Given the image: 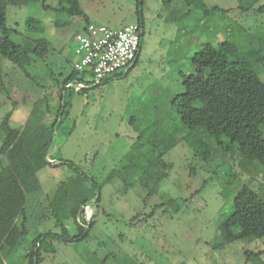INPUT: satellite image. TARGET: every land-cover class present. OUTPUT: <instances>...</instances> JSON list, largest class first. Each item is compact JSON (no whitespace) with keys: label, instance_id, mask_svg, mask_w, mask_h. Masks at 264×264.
I'll use <instances>...</instances> for the list:
<instances>
[{"label":"rangeland","instance_id":"374dc122","mask_svg":"<svg viewBox=\"0 0 264 264\" xmlns=\"http://www.w3.org/2000/svg\"><path fill=\"white\" fill-rule=\"evenodd\" d=\"M77 2L80 15L68 14L59 0L7 4V26L19 39L42 35L49 48L25 71L0 58V136L7 127L26 128L30 139L38 120L52 121L75 59L72 38L85 20L121 28L141 19V50L119 78L94 86L83 76L90 84L73 93L69 117L52 136V163L62 164L34 162L38 186L27 193L25 208L29 234L0 254V264H28L38 232L60 233L65 226L78 236L83 218L75 205L90 195L92 183L100 202L81 216L91 225L86 237L56 240L55 253L41 264H264V252L246 254L264 250V237L223 244L218 228L242 186L264 201V165L247 162L235 144L219 147L208 134L187 131L171 107L182 92L180 75L193 72L191 57L203 43L228 41L240 56L264 54V0ZM251 64L264 83V67ZM200 140L204 159L194 152ZM5 160L0 154V167Z\"/></svg>","mask_w":264,"mask_h":264},{"label":"trees","instance_id":"16d2710c","mask_svg":"<svg viewBox=\"0 0 264 264\" xmlns=\"http://www.w3.org/2000/svg\"><path fill=\"white\" fill-rule=\"evenodd\" d=\"M21 1L0 0V58L25 71V66L46 55L49 42L42 35L19 39V33L7 26V4H20ZM171 1L174 0H165ZM59 4L67 6L68 14L81 13L77 0H59ZM140 6L141 0L138 2V7ZM137 23L143 27L141 19ZM39 30L40 27H37L36 31ZM12 32L16 34L12 35ZM141 46L142 36L140 50ZM252 60L264 67V54L259 52L253 51L249 56H240L239 49L228 41L217 44L203 43L191 57L193 72L180 75L182 92L172 97L171 107L176 112L181 127L187 131L204 132L212 137L213 142L219 147L227 148L229 144H235L247 162L255 161L264 165V83L259 73L252 68ZM136 62L137 59L132 67ZM132 67L127 71L114 73L94 86L119 78ZM1 73L0 67V83ZM70 84L89 85L90 82L84 81L83 75L72 70L59 88L60 102L54 118L46 125L39 123L38 120L32 138L28 139L26 128L19 131L10 127H7L0 136V154L6 159L0 167V254L11 252L19 241L29 234L25 225V208L27 193L38 186L34 162L37 160L52 166L62 164L48 163L45 156L54 131L62 128L64 121L69 117L71 96L75 91L81 93L85 89L83 87L73 89L67 86ZM63 90L65 91L62 94ZM66 95L70 98L67 99ZM72 127L68 129L66 135L70 134ZM200 146L201 140L196 142L194 152L196 157L204 159L206 151ZM50 159H56L52 153ZM68 166L77 170L72 163H68ZM90 190V195L80 197L75 205L81 219H84V216H81L85 207L94 198L96 191L100 190L99 185L92 183ZM99 202L100 194L96 204ZM53 208V211H56L60 205H53ZM17 218H20L19 223L16 222ZM78 221L82 227L78 236L70 235L65 226H61L60 233L43 231L33 235L30 239L31 246L26 252L28 264H34V256L36 264H41L46 253L54 254L53 243L56 240L71 242L86 237L85 226L88 225L90 228L91 225L89 222L85 225ZM218 228L223 244L238 239L264 237L263 199L248 186H242L233 198L232 211L220 222ZM263 252L264 250H260L246 254L250 258Z\"/></svg>","mask_w":264,"mask_h":264},{"label":"built area","instance_id":"2783aa9c","mask_svg":"<svg viewBox=\"0 0 264 264\" xmlns=\"http://www.w3.org/2000/svg\"><path fill=\"white\" fill-rule=\"evenodd\" d=\"M142 35L143 27L138 23L109 28L85 20L72 38L75 55L72 70L88 75L93 83L127 71L138 57Z\"/></svg>","mask_w":264,"mask_h":264},{"label":"water","instance_id":"95a60500","mask_svg":"<svg viewBox=\"0 0 264 264\" xmlns=\"http://www.w3.org/2000/svg\"><path fill=\"white\" fill-rule=\"evenodd\" d=\"M67 86H70V87L75 88V89L82 88V85H79V84H70V85H67ZM51 150H52V143L50 144V146H49V148H48V150L46 152V156H45V160L48 163L56 162V160L50 159ZM98 195H99V192L96 191V194H95L93 200L88 204L89 207L92 206L96 202ZM34 264H36V257L35 256H34Z\"/></svg>","mask_w":264,"mask_h":264}]
</instances>
